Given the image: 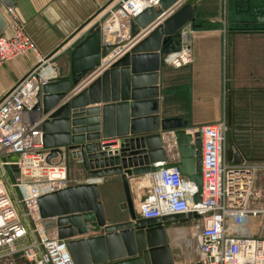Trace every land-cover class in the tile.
<instances>
[{"label": "water", "instance_id": "95a60500", "mask_svg": "<svg viewBox=\"0 0 264 264\" xmlns=\"http://www.w3.org/2000/svg\"><path fill=\"white\" fill-rule=\"evenodd\" d=\"M178 1L159 0L156 7L149 6L134 16L129 51L81 90L102 70L101 58L115 49L101 45L100 27L96 26L72 48L69 75L45 83L36 93L33 111L42 120L43 146L49 150L46 161H67L71 156L83 166L89 180L37 198L43 229L55 231L58 239L65 240L74 264H175L166 228L197 218L188 214L143 220L135 212L129 184V179L175 166L195 184L193 200L200 201L199 133H187V124L181 119H160L158 115L159 70L164 58L179 50L180 30L187 24L195 27L200 0ZM249 1L251 5L244 6L236 2V13L247 16L245 23L264 28V0ZM0 3L9 5L8 0ZM4 28L0 18V35ZM70 89H74L72 94ZM75 91L80 92L72 97ZM100 102L104 103L101 108L84 109ZM160 133H169L166 136L174 144L178 161L167 160ZM110 139L117 140L100 143ZM112 146L118 149H110ZM227 148V159L239 164V153L232 145ZM114 176L120 177L128 217L109 223L98 182ZM194 262L200 264L198 254Z\"/></svg>", "mask_w": 264, "mask_h": 264}, {"label": "built area", "instance_id": "2783aa9c", "mask_svg": "<svg viewBox=\"0 0 264 264\" xmlns=\"http://www.w3.org/2000/svg\"><path fill=\"white\" fill-rule=\"evenodd\" d=\"M158 1L109 0L108 17L99 25L101 45L115 49L101 58L102 70L130 49L133 17L149 6L156 7ZM0 10L11 19L5 26L9 34L0 35V67L28 52L37 57V65L0 99V256H18L25 264H74L65 240L43 229L37 204L39 196L70 186L65 160L46 161L49 150L43 146L42 120L33 111L37 91L56 80L58 72L51 57L40 55L16 21L13 8L0 3ZM115 22L117 27L111 30ZM192 33L190 25L180 30L179 50L164 58L167 65L181 68L192 62ZM198 133L200 201L193 200L195 184L169 166L140 177L146 194L136 214L143 220L196 214L190 223L199 225L192 240L200 264H264V239L254 237L247 226L253 217L264 215V206L254 201L258 167L227 161L224 122L203 126ZM231 227L234 235L229 232Z\"/></svg>", "mask_w": 264, "mask_h": 264}, {"label": "crops", "instance_id": "0c3cea01", "mask_svg": "<svg viewBox=\"0 0 264 264\" xmlns=\"http://www.w3.org/2000/svg\"><path fill=\"white\" fill-rule=\"evenodd\" d=\"M181 1L179 0L178 3ZM8 2V6L13 8L16 21L33 40L40 55L48 56L55 52L50 59L57 67L58 78H62L69 75L72 48L91 29L102 23L101 19L107 16L108 9L105 7L109 0H8ZM236 2L243 6L245 3L249 5L252 3L249 0L198 2L195 27L187 24L193 30L192 62L181 68H173L165 62L161 66L158 78V115L160 119H181L187 124L186 132L192 134L206 125L245 120L242 125L248 132V144L253 146L251 154L248 155L251 160L240 154L238 148L235 151L240 155V163L260 168L257 172L258 180L264 183V169H262L264 168V32L256 29L258 25L244 22L247 16L236 13ZM181 6L176 7L172 13ZM2 16L7 23L3 12ZM3 32L9 34V28H4ZM33 67L34 62L28 57L27 59L19 57L2 65L0 99ZM108 68L109 66L104 68L80 89L87 87ZM74 89H70L69 93L72 94ZM80 91H75L72 97ZM64 101L62 103H65ZM103 105L104 103L100 102L86 106L84 109L101 108ZM84 109L75 112L79 113ZM229 134L231 135L230 131ZM160 135L165 145L167 160L171 163L178 161L174 144L167 138L169 133L165 135L160 133ZM255 135L262 137L259 145L254 142ZM116 140H101L100 143H112ZM110 149H118V146H112ZM227 161L231 162L228 159ZM71 163L75 165L77 162L70 158L69 166ZM81 167L83 168L82 165ZM84 174L86 181L85 170ZM102 180V183L98 182L101 202L107 197L111 198L109 184L119 183L120 192L122 191L119 176ZM141 181L143 178L129 179L131 189L136 190L132 193L135 211L146 194L145 187L139 183ZM263 193L264 189L259 187L257 189L259 202L256 204L258 207L264 206ZM248 222L247 226L252 231L251 221ZM196 230L198 228L190 222L166 228L169 245L176 257L175 264H194L195 255L191 256L190 252L195 249L192 232ZM229 232L232 235L236 233L232 227Z\"/></svg>", "mask_w": 264, "mask_h": 264}, {"label": "rangeland", "instance_id": "374dc122", "mask_svg": "<svg viewBox=\"0 0 264 264\" xmlns=\"http://www.w3.org/2000/svg\"><path fill=\"white\" fill-rule=\"evenodd\" d=\"M105 8H103V10ZM4 16L6 17L7 21H10L11 20L5 14H4ZM107 17L108 16H104L101 19V22L104 21ZM54 54H55V52H53L52 54H50V55H48L46 57H52ZM27 57L30 58L31 62H34V66L37 65V57H36L35 54H33V52H28L25 55L20 56V58H23V59H27ZM53 67H54L55 72L57 73V67L54 66V64H53ZM56 76H57V74H56ZM242 127H243L242 125H239L238 130H241ZM239 128H241V129H239ZM233 134H234V132H232L231 143L234 142L233 137H235V136H233ZM260 138L262 139V137H260L259 135H255L254 136V142L257 145H259V143H261V139ZM227 140H226V143H229V141H227ZM234 146L235 147L233 149L235 150L237 148L236 143H235ZM227 149L228 148H226V150ZM240 154H241V152H240ZM70 158H71V156H69V158L67 159V161H65V163L67 165V168H68V173L70 171V175H69V178H70L69 184H70V186L71 185L85 183V181H84V179H85L84 169L81 167V165L76 160L75 161L77 163L75 165L71 163L70 166H69ZM53 159H57V158H52L51 160H53ZM71 160H74V159L71 158ZM259 169H256V171H255V177H254L255 182H254V185H253L254 195H255L254 196L255 203H258L259 202V199H258L259 197L257 196V189L259 187H261V189H264V183H262L263 181L258 180V176H257L258 173L257 172L259 171ZM262 169H264V168H262ZM101 181H103V180L101 179L99 181V183ZM109 187L111 189V191H110L111 198L108 199V197L106 195L107 198L103 199V201H104L103 206H104L105 217H106L107 222H117V221L126 220L127 217H128V215H127V211H126V208H125V201H124V198H123V193H122V191L120 192V184L117 183V182L111 183V184H109ZM135 192H136V190H134V189L132 190L131 189V194L132 193H135ZM255 205L253 203L252 204V207H254ZM250 221H251V225H252V233H253V236L254 237H261V238L264 239V215H258V217H253L252 220H250ZM49 232H51V231H49ZM190 253L192 254L191 256H194V255L197 254V251H196V249H193V251H191ZM0 264H25V262L22 259H20L18 256H15V257L0 256Z\"/></svg>", "mask_w": 264, "mask_h": 264}, {"label": "trees", "instance_id": "16d2710c", "mask_svg": "<svg viewBox=\"0 0 264 264\" xmlns=\"http://www.w3.org/2000/svg\"><path fill=\"white\" fill-rule=\"evenodd\" d=\"M239 122H240L239 125H242L246 121L242 120V121H239ZM239 129H241V128H239ZM236 135L237 136H235V139H237L236 146H237L238 150L243 154V156L246 159L251 160L248 155L251 154V150H252L253 146L252 145L250 146L248 144L249 136H248V132L246 131L245 127L243 126L241 130H238Z\"/></svg>", "mask_w": 264, "mask_h": 264}, {"label": "flooded vegetation", "instance_id": "af4514ba", "mask_svg": "<svg viewBox=\"0 0 264 264\" xmlns=\"http://www.w3.org/2000/svg\"><path fill=\"white\" fill-rule=\"evenodd\" d=\"M259 27H257L256 29L260 32H264V28L261 27L260 25H258ZM240 122L237 121H229L227 122V124H225L226 126V140L229 141V143H226V148L229 145H232L234 148V145L237 141V139H235V137H233L234 142L231 143V139H232V132H234L233 136H236V133L238 132V127H239ZM237 128V129H236ZM229 131L231 132V135L229 134ZM234 144V145H233ZM227 152V150H226Z\"/></svg>", "mask_w": 264, "mask_h": 264}, {"label": "bare ground", "instance_id": "6f19581e", "mask_svg": "<svg viewBox=\"0 0 264 264\" xmlns=\"http://www.w3.org/2000/svg\"><path fill=\"white\" fill-rule=\"evenodd\" d=\"M0 18H2L3 19V21L5 22V25H6V21L4 20V18H3V16H2V12L0 11ZM117 27V24H116V22L114 23V24H111L110 25V28H111V30H113V29H115ZM36 48V47H35ZM37 49V48H36Z\"/></svg>", "mask_w": 264, "mask_h": 264}]
</instances>
